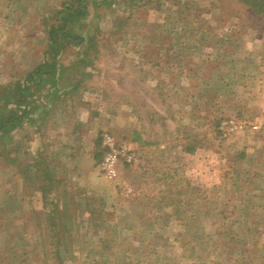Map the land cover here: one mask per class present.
Masks as SVG:
<instances>
[{
    "label": "rangeland",
    "instance_id": "1",
    "mask_svg": "<svg viewBox=\"0 0 264 264\" xmlns=\"http://www.w3.org/2000/svg\"><path fill=\"white\" fill-rule=\"evenodd\" d=\"M8 111L0 264H264V0H0Z\"/></svg>",
    "mask_w": 264,
    "mask_h": 264
},
{
    "label": "trees",
    "instance_id": "2",
    "mask_svg": "<svg viewBox=\"0 0 264 264\" xmlns=\"http://www.w3.org/2000/svg\"><path fill=\"white\" fill-rule=\"evenodd\" d=\"M83 12L78 9L77 6L74 8H66V14L67 15H82ZM68 16V17H69ZM43 66H40V68ZM40 68L37 69L38 72H40ZM28 78L32 75H27ZM23 91V90H22ZM9 115L0 121V134L8 132V128H12L14 126H18L21 124V117H15V115L12 113V111H8ZM13 123V124H12Z\"/></svg>",
    "mask_w": 264,
    "mask_h": 264
},
{
    "label": "built area",
    "instance_id": "3",
    "mask_svg": "<svg viewBox=\"0 0 264 264\" xmlns=\"http://www.w3.org/2000/svg\"><path fill=\"white\" fill-rule=\"evenodd\" d=\"M108 160H109V159H108ZM108 160H107V161H108Z\"/></svg>",
    "mask_w": 264,
    "mask_h": 264
}]
</instances>
